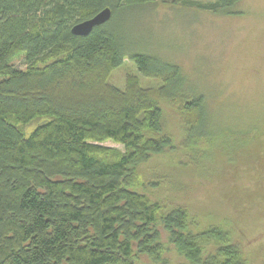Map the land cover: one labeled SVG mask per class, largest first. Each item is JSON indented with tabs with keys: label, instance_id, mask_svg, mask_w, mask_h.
Wrapping results in <instances>:
<instances>
[{
	"label": "trees",
	"instance_id": "16d2710c",
	"mask_svg": "<svg viewBox=\"0 0 264 264\" xmlns=\"http://www.w3.org/2000/svg\"><path fill=\"white\" fill-rule=\"evenodd\" d=\"M237 1L181 3L229 13ZM154 2L0 0V264H137L141 254L160 260L158 221L182 264L247 263L242 246L221 227L199 226L180 206L158 214L160 205L126 186L133 167L169 144L161 135L158 102L168 87L185 83L177 64L128 52L117 37L120 11ZM106 7L107 22L87 35L71 33ZM19 54L23 70L11 64ZM126 55L142 76L162 86L145 89L132 76L123 91L109 85ZM181 106L182 121L192 126L188 138L219 137L213 126L203 129L206 118L210 122L203 96ZM34 119L42 121L26 136L18 125ZM101 139L120 143L125 152L104 159L109 148ZM247 190L232 199L245 203L256 191ZM256 197L252 210L258 209Z\"/></svg>",
	"mask_w": 264,
	"mask_h": 264
},
{
	"label": "rangeland",
	"instance_id": "374dc122",
	"mask_svg": "<svg viewBox=\"0 0 264 264\" xmlns=\"http://www.w3.org/2000/svg\"><path fill=\"white\" fill-rule=\"evenodd\" d=\"M182 1L155 0L120 11L115 20L117 37L128 52H148L175 63L185 77L182 87H168L169 93L158 102L161 135L169 144L133 167L126 186L160 205L158 214L180 206L199 226L221 227L242 246L246 264H264V0H239L230 14L201 11ZM11 64L25 69L23 54ZM129 76L145 89L163 84L142 76L127 55L107 83L123 91ZM199 96L210 119L203 129L213 126L221 132L218 138H202L207 133L188 138L192 126L182 121L180 107L186 98ZM41 121L18 127L28 136ZM98 143L109 148L102 156L106 160L125 152L111 139ZM244 188L256 191L238 204L232 197L247 195ZM255 197L258 209L252 210ZM155 226L162 257L153 260L141 254L137 264L184 263L163 224Z\"/></svg>",
	"mask_w": 264,
	"mask_h": 264
},
{
	"label": "water",
	"instance_id": "95a60500",
	"mask_svg": "<svg viewBox=\"0 0 264 264\" xmlns=\"http://www.w3.org/2000/svg\"><path fill=\"white\" fill-rule=\"evenodd\" d=\"M111 17V9L106 7L91 18L72 26L71 33L75 35H87L95 26L104 24Z\"/></svg>",
	"mask_w": 264,
	"mask_h": 264
}]
</instances>
